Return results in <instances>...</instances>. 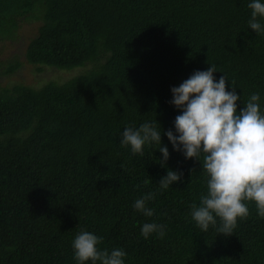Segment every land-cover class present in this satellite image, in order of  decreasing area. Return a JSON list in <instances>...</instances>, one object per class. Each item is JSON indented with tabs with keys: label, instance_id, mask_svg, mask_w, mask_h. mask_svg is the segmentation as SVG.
I'll return each instance as SVG.
<instances>
[{
	"label": "trees",
	"instance_id": "trees-1",
	"mask_svg": "<svg viewBox=\"0 0 264 264\" xmlns=\"http://www.w3.org/2000/svg\"><path fill=\"white\" fill-rule=\"evenodd\" d=\"M250 13L248 0H0L2 74L25 61L84 68L39 87L0 86V264H76L71 240L81 227L103 236L101 248H124L126 264H264L254 202L229 235L191 219L206 191L202 164L163 132L167 167L181 179L149 202L152 217L136 211L132 202L156 191L167 168L155 145L140 155L119 143L127 124L172 128L180 110L170 87L209 62L241 101L259 91L264 104V33L249 28ZM34 20L25 59L1 56ZM151 220L166 225L163 237L141 235Z\"/></svg>",
	"mask_w": 264,
	"mask_h": 264
},
{
	"label": "clouds",
	"instance_id": "clouds-1",
	"mask_svg": "<svg viewBox=\"0 0 264 264\" xmlns=\"http://www.w3.org/2000/svg\"><path fill=\"white\" fill-rule=\"evenodd\" d=\"M248 8L249 28L257 34L264 33V0H248ZM209 64L170 87V103L180 110L172 128L163 129L156 119L127 124L120 132L119 143L140 155L145 147L155 145L162 154L156 160L167 168L156 191L149 190L132 202L136 211L152 217L155 210L149 202L158 191L181 179L179 170L167 167L170 152L162 142L163 132L174 151L202 164L206 191L200 194L198 203L190 205L191 219L202 231L211 226L217 234L229 235L234 233L238 219L250 214L248 202H254L256 215L264 218V104L259 91L241 101L232 81L230 90L226 89V74ZM217 70L223 73L218 78L214 75ZM237 101L243 107H238ZM166 230L165 224L155 220L140 226L144 238L153 233L163 237ZM102 240L103 236L81 227L71 240L76 264H126L125 249L101 248Z\"/></svg>",
	"mask_w": 264,
	"mask_h": 264
},
{
	"label": "rangeland",
	"instance_id": "rangeland-1",
	"mask_svg": "<svg viewBox=\"0 0 264 264\" xmlns=\"http://www.w3.org/2000/svg\"><path fill=\"white\" fill-rule=\"evenodd\" d=\"M41 23L37 20L25 22L19 30V37L16 41H9L2 43L1 56L9 57L11 55H18L21 59H25V52L27 45L31 38L36 35L39 25ZM84 68H75L72 70L59 69L54 66H43L38 69L37 65L25 61L20 68L14 73L2 74L0 72V86L14 83H25L35 87L46 83L49 80H64L70 76L79 73Z\"/></svg>",
	"mask_w": 264,
	"mask_h": 264
}]
</instances>
